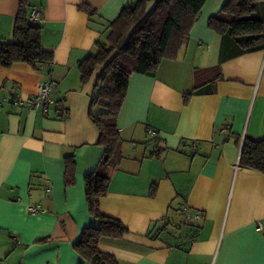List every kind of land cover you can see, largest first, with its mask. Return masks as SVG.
Returning a JSON list of instances; mask_svg holds the SVG:
<instances>
[{"label":"crops","instance_id":"1","mask_svg":"<svg viewBox=\"0 0 264 264\" xmlns=\"http://www.w3.org/2000/svg\"><path fill=\"white\" fill-rule=\"evenodd\" d=\"M18 1L0 0L6 41ZM130 1L27 0L53 62L0 67V264H87L73 244L99 225L88 213L84 176L103 148L89 117L99 70L82 85L77 65ZM225 1L207 0L188 42L154 77L129 78L117 118L123 157L100 200L101 213L128 230L99 244L116 264H264V175L239 166L243 139L264 138V51L224 61L213 93L184 103L204 82L206 73L198 81L195 73L219 63L221 37L208 20ZM40 81L52 83L59 101L47 115L25 103ZM68 155L76 176L67 187ZM29 206L41 210L32 215ZM184 207L200 218L184 223Z\"/></svg>","mask_w":264,"mask_h":264},{"label":"trees","instance_id":"2","mask_svg":"<svg viewBox=\"0 0 264 264\" xmlns=\"http://www.w3.org/2000/svg\"><path fill=\"white\" fill-rule=\"evenodd\" d=\"M207 0H131L107 27L103 40L94 44L93 53L78 62L82 85L89 82L96 70V92L89 117L99 132L98 145L103 153L95 169L84 176L88 213L98 220V227H86L73 244L74 251L87 264H116L113 256L99 251L103 240H118L128 233L117 219L101 213L100 200L109 190L110 172L120 163L123 139L117 118L126 97L129 78L133 74L154 77L161 62L177 57L189 40L190 31ZM89 15L95 11L81 6ZM208 27L220 35L219 63L212 69L195 73L198 81L184 97L212 94L221 77V63L246 53L264 51V0H226L221 9L208 20ZM53 62V53L42 45L40 26L28 19L27 0L18 1L9 41L0 38V67L26 64L37 70ZM210 85L212 88L210 89ZM239 166L264 175V138L243 139ZM74 155L64 157V184H75ZM154 190V188H153ZM154 196V192L150 193ZM184 223H190L184 221ZM43 239L40 242H46Z\"/></svg>","mask_w":264,"mask_h":264},{"label":"built area","instance_id":"3","mask_svg":"<svg viewBox=\"0 0 264 264\" xmlns=\"http://www.w3.org/2000/svg\"><path fill=\"white\" fill-rule=\"evenodd\" d=\"M28 19L32 24H36L39 21L38 10L37 9L31 10L28 13ZM52 89H53V85L50 81H40L36 85L35 93L25 101L27 107H29L32 110H40L43 115H47L50 108L59 103V101H55L51 97ZM151 133L152 132L150 131V134ZM40 210L41 209L36 206L27 207V211L32 215L38 213ZM183 214L185 215L184 220L186 222H191V221H194L200 218V216L197 214L191 215L190 213H188L187 207L183 208ZM255 229L258 232H262L263 228H262L261 223H258Z\"/></svg>","mask_w":264,"mask_h":264}]
</instances>
